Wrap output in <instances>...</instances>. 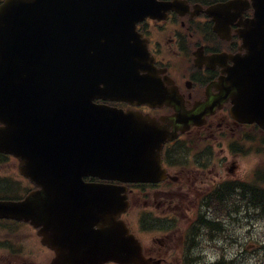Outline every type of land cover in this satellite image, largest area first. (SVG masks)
Listing matches in <instances>:
<instances>
[{"label": "water", "instance_id": "95a60500", "mask_svg": "<svg viewBox=\"0 0 264 264\" xmlns=\"http://www.w3.org/2000/svg\"><path fill=\"white\" fill-rule=\"evenodd\" d=\"M251 4L254 18L242 24L240 33L245 54L233 58L219 88L238 120L264 129V0ZM159 6L156 0H6L0 5V151L20 158L23 172L38 182L44 198H56L45 208L36 204V195L19 204L0 202V217L42 226L44 242L57 252L53 264H160L144 257L139 241L119 219L129 206L122 196L126 187L83 180L93 175L156 183L166 177L163 146L178 131L139 112L94 103L102 98L170 104L157 71L142 62L149 53L136 32V24ZM249 7L245 1L215 9L224 17H241ZM214 20L215 30L228 23L222 17ZM166 120L172 124L175 117ZM82 188H97L87 192L102 198L98 218L87 228L99 230L93 238L76 240L61 232L56 241L50 225L71 223L67 199Z\"/></svg>", "mask_w": 264, "mask_h": 264}, {"label": "flooded vegetation", "instance_id": "af4514ba", "mask_svg": "<svg viewBox=\"0 0 264 264\" xmlns=\"http://www.w3.org/2000/svg\"><path fill=\"white\" fill-rule=\"evenodd\" d=\"M4 1L0 0V4ZM157 1L173 7L166 10L160 5L137 24V29L148 43L170 104L153 108L102 98L95 102L142 112L162 126L178 131L177 139L167 142L163 149L165 180L129 185L131 206L122 215L140 239L146 257L173 264L171 260L180 261L190 254L209 259L214 241L207 243L206 240L214 224L221 226L217 228L227 227L225 238L230 227L258 226V196L264 191L261 179L264 130L258 124L236 119L231 101L221 100L219 88L228 76L227 70L235 63L234 56L243 53L240 33L242 24L253 17L252 7L241 17H224L227 14L215 8L233 0ZM221 17L228 23L221 30H215L214 19ZM170 117H175L172 124L166 120ZM85 181L119 183L91 176L85 177ZM134 187L146 190L140 209L132 207ZM39 191L40 187L23 173L20 160L0 152V202H23ZM46 200L56 198L37 195L36 204L43 207ZM67 201L66 215L71 223H52L50 227L54 235L64 232L67 237H77L83 225L97 220V207L102 199L83 194L69 197ZM48 218L54 219L51 215ZM188 226L190 229L186 230ZM139 229L149 233L146 242L139 237ZM41 230L26 219L0 217V264H52L56 251L44 243ZM177 234L181 235L175 240ZM191 235L193 240H189ZM214 251L216 256L242 258L245 254L240 246L234 247L231 253L224 247Z\"/></svg>", "mask_w": 264, "mask_h": 264}, {"label": "rangeland", "instance_id": "374dc122", "mask_svg": "<svg viewBox=\"0 0 264 264\" xmlns=\"http://www.w3.org/2000/svg\"><path fill=\"white\" fill-rule=\"evenodd\" d=\"M260 138L261 136L258 134V139ZM261 161L263 162L261 173L264 177V158ZM258 162H260V157H258ZM134 189L135 193L131 196L132 207L134 209H140L145 202L146 190L142 187H134ZM139 230L141 231L139 237L142 239V241L145 240L146 242V238L149 233L142 232L141 229ZM180 235L181 234H177L175 240H177ZM237 241H240V244H237ZM220 244L227 245V249H230L229 253L233 251L234 247L240 246L242 251L245 253L244 258L241 259L243 264H260V262L264 263V220L258 219V226L256 227H230L226 240H223ZM214 250L215 248L209 252L211 253L209 257L210 261H215L218 259V256L214 254ZM171 261L173 264L180 263L178 259Z\"/></svg>", "mask_w": 264, "mask_h": 264}, {"label": "trees", "instance_id": "16d2710c", "mask_svg": "<svg viewBox=\"0 0 264 264\" xmlns=\"http://www.w3.org/2000/svg\"><path fill=\"white\" fill-rule=\"evenodd\" d=\"M258 203H260V205L258 206V218H261L264 220V191H260V196H258ZM213 226L215 227L213 229H210L211 234L207 235V239H212L213 237L221 238L222 233L227 230V227L217 228L221 226H217L216 224H214ZM197 239L198 238L195 236L194 240H197ZM187 264H202V263H200L195 256L190 254L188 256ZM203 264H243V261L239 259H232V258L229 259V258L222 257L220 260H217L214 262H204ZM260 264H264V263L260 262Z\"/></svg>", "mask_w": 264, "mask_h": 264}]
</instances>
